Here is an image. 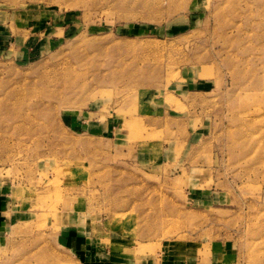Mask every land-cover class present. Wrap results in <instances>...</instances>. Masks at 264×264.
Listing matches in <instances>:
<instances>
[{
  "label": "rangeland",
  "instance_id": "374dc122",
  "mask_svg": "<svg viewBox=\"0 0 264 264\" xmlns=\"http://www.w3.org/2000/svg\"><path fill=\"white\" fill-rule=\"evenodd\" d=\"M0 264H264V0H0Z\"/></svg>",
  "mask_w": 264,
  "mask_h": 264
},
{
  "label": "crops",
  "instance_id": "0c3cea01",
  "mask_svg": "<svg viewBox=\"0 0 264 264\" xmlns=\"http://www.w3.org/2000/svg\"><path fill=\"white\" fill-rule=\"evenodd\" d=\"M5 227L6 224L3 221H0V230H4L3 228ZM63 244L72 251L73 255L81 261V264H90L89 258L91 257V253H89L84 244L82 245V242L78 237H70L69 235H66Z\"/></svg>",
  "mask_w": 264,
  "mask_h": 264
}]
</instances>
